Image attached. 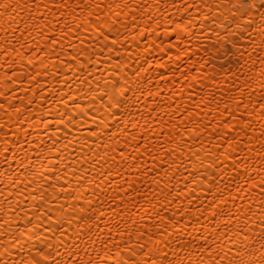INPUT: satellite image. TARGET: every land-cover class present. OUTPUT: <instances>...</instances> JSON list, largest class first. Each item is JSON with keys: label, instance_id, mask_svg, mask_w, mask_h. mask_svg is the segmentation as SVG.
<instances>
[{"label": "snow or ice", "instance_id": "snow-or-ice-1", "mask_svg": "<svg viewBox=\"0 0 264 264\" xmlns=\"http://www.w3.org/2000/svg\"><path fill=\"white\" fill-rule=\"evenodd\" d=\"M0 264H264V0H0Z\"/></svg>", "mask_w": 264, "mask_h": 264}, {"label": "bare ground", "instance_id": "bare-ground-1", "mask_svg": "<svg viewBox=\"0 0 264 264\" xmlns=\"http://www.w3.org/2000/svg\"><path fill=\"white\" fill-rule=\"evenodd\" d=\"M153 27H155V25H153ZM189 63H192L191 61L189 62ZM220 63L221 62H215L214 61V64L216 65V71L219 73V72H221L222 70H221V67H220ZM239 61H238V59L237 58H233L232 60H231V62H229V63H227L226 64V66H225V70H231L232 72H236L237 71V68L239 67ZM103 67H108L107 65H104ZM181 70L183 71L184 69H183V67L181 68ZM160 71H166V70H160ZM158 73H156V72H154V73H152V75H153V77H155L156 75H157ZM198 74V73H197ZM207 74H211V66H209L208 67V69H207ZM179 75V74H178ZM190 75H192L191 73H190ZM217 80L218 81H220L219 83H217V82H215V81H211V80H209V81H205V85H211L210 87H206L205 88V92L204 93H201L200 92V85L199 84H197V87L194 89V91H196L197 93H198V95H197V99H199L200 98V95H205L206 93H212V92H217V89H221V90H223V89H226L229 85L227 84V83H224L221 79H220V77L218 76L217 77ZM242 82V81H241ZM155 83L157 84V85H159L160 87H161V90H162V92H163V95H162V97H161V99L162 100H169L170 99V97H169V89L170 88H172V85H168L167 83H161V81H159V80H156L155 81ZM183 83H184V81H183V79L181 78V82H180V84H175V87H174V91H176L178 94L182 91L183 92V96H187V94H188V89L187 88H181V86L183 85ZM149 87H151V85L149 86ZM102 91H103V88H101L98 92H96V93H93V95H96L97 97L102 93ZM22 95V94H21ZM220 97H219V95L217 94V99H219ZM146 101H141V106L143 105V103H145ZM178 103H184V104H187L188 103V101L186 100V99H183V97L179 100V101H177ZM155 103H159V101H155V102H153V103H150L149 104V108H151V107H153L154 105H155ZM96 107H100V101H99V99H97V101H96ZM169 112H171V109H169L168 110ZM160 112L162 113L163 112V109H160ZM153 116H156L157 115V113H153L152 114ZM139 123L141 124V126H143L144 125V123H145V120H139ZM153 124H154V126L157 128V131H159V124H156L154 121L152 122ZM182 130V129H181ZM87 131V129L85 128V129H83L82 130V132H86ZM76 134H81V133H76ZM210 138V137H209ZM32 139H35V136H33L32 137ZM121 145H122V143H123V136H121ZM19 219H21V220H23V216H22V214L20 215V217H18Z\"/></svg>", "mask_w": 264, "mask_h": 264}]
</instances>
